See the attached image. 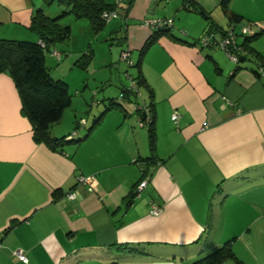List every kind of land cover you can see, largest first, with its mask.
<instances>
[{"label": "crops", "instance_id": "crops-1", "mask_svg": "<svg viewBox=\"0 0 264 264\" xmlns=\"http://www.w3.org/2000/svg\"><path fill=\"white\" fill-rule=\"evenodd\" d=\"M193 1L205 15L183 0H133L125 20L117 18L111 31L125 24L118 45L134 62L152 34L145 19L171 17L173 25L134 67L141 95L110 106L115 97L103 91L77 144L37 143L12 77L0 74V264H192L227 241L243 264H264V0H232L227 14L220 0ZM38 8L60 14L55 2L0 0V39L35 40ZM230 13L260 31L238 64L198 43L211 25L225 29ZM151 102L156 163L127 204L152 153L133 105ZM50 130L74 139L55 124ZM91 175V185L77 181ZM153 201L159 215L150 213Z\"/></svg>", "mask_w": 264, "mask_h": 264}, {"label": "trees", "instance_id": "trees-1", "mask_svg": "<svg viewBox=\"0 0 264 264\" xmlns=\"http://www.w3.org/2000/svg\"><path fill=\"white\" fill-rule=\"evenodd\" d=\"M48 3L55 2L60 7V14L51 17L43 11V9H36L31 17L29 30L34 34L35 40L26 39H0V74L9 73L12 77L21 100V113L29 120L33 127V139L37 143H43L52 150H61L62 147L69 143L77 144L80 139H67L66 136L54 137L51 135V127L57 124L64 111L72 104V96L69 92L68 83L62 79H54L46 66V53L54 48L58 43L64 42L71 35L72 29L69 25H62L60 19L67 15H72L75 19H85L89 22L92 30L95 33L102 31L107 24L106 18L103 16L105 12L116 11L118 18L125 20L126 14L133 3V0H46ZM232 0H220L219 5L221 10L227 14L229 13V5ZM184 6L194 12H202V8L193 0H183ZM229 15V23H239V18L234 14ZM165 18V17H162ZM124 23L119 26L113 33H120L124 28ZM170 27L152 29L151 36L147 39L140 50L138 59L133 62L131 66L137 67L140 70L143 55L147 49L157 41L161 35H170ZM214 31L222 33L224 29L215 28L211 25L209 28ZM260 31L256 32L249 39L245 40L243 45L248 50V55L251 54L249 42ZM116 34V44H119L124 39V34L118 38ZM42 43L44 45H42ZM121 54V53H120ZM93 53L89 51L84 56L87 59H92ZM248 55L240 58L244 59ZM239 60V61H240ZM238 61V62H239ZM238 62L236 64H238ZM259 67L264 65L259 64ZM259 71V68L258 70ZM260 73V72H259ZM135 84L140 85L144 83L141 73L136 78L132 79ZM126 89V88H125ZM125 89L122 93L125 92ZM132 93V92H130ZM129 92H125V98H129ZM134 102V100H133ZM121 101L115 98L109 100L110 106L121 105ZM139 105L138 103H134ZM147 109L146 117H143L142 110L135 109L137 117L143 121H148L147 132L149 138V147L151 155L141 161L140 165L143 170L142 178L150 174L151 166L156 163L154 161V104L153 102L143 105ZM77 122V121H76ZM79 125V121L77 122ZM81 126V125H80ZM148 174V175H147ZM143 180V179H142ZM141 182V181H140ZM136 191H132L126 203L130 204ZM231 257L235 259L236 264H243L237 260L232 252L230 242H225L221 247L212 251L201 259L194 261L192 264H219L222 260Z\"/></svg>", "mask_w": 264, "mask_h": 264}, {"label": "rangeland", "instance_id": "rangeland-1", "mask_svg": "<svg viewBox=\"0 0 264 264\" xmlns=\"http://www.w3.org/2000/svg\"><path fill=\"white\" fill-rule=\"evenodd\" d=\"M50 12L52 13L48 14L54 15L53 11ZM116 21L119 22V19L107 22L102 31L95 33L87 20L75 19L72 15L65 16L60 23L71 26L72 32L69 38L55 46L61 53V59L57 60L46 53L45 63L50 75L54 79L66 81L72 96V104L65 110L66 116L55 127L60 134L67 132L65 135L69 133L68 137L72 135L74 140L78 139L75 136L85 130L80 126V121L88 123L86 128L92 124V115L96 112L97 101L102 97L103 91L123 102L122 92L118 93L117 85L124 83L128 87L134 82L132 74L135 66L120 59L121 46L115 40L117 33L111 31ZM89 51L93 53L92 59L84 56ZM134 59L132 57L133 62ZM139 92L141 95L140 89ZM75 120L79 121V125Z\"/></svg>", "mask_w": 264, "mask_h": 264}, {"label": "built area", "instance_id": "built-area-1", "mask_svg": "<svg viewBox=\"0 0 264 264\" xmlns=\"http://www.w3.org/2000/svg\"><path fill=\"white\" fill-rule=\"evenodd\" d=\"M120 2V0H117ZM103 16L106 18V20L109 22L114 18H118V13L116 11L112 12H105ZM144 24L147 26H150L152 29L157 28H164V27H171L173 25V19L171 17H158V18H147L144 21ZM264 29V27H262ZM259 31V28L254 23H248V24H240V23H229L227 27L220 33L219 31H214L211 29L205 30L202 35L198 39V43L201 47H216L221 50H223L226 54V56L231 60L233 63H237L242 56L248 55L247 48L243 45L244 41L249 39L251 36H253L256 32ZM42 45H44L42 43ZM52 56H54L57 60L61 59V53L57 50H50L49 52ZM120 59L127 62L128 65H132L133 61L131 59L130 52L123 50L120 54ZM259 72L262 76H264V67H259ZM134 81V80H132ZM137 85L135 84V81L131 83L130 86H128L125 89V92H132L135 96H139V92L137 89ZM125 92L121 93L122 101H125ZM121 101V100H120ZM134 109L142 110L143 117H146L147 109L143 105H133ZM179 118V115L177 112H173L171 115V120L173 123H177ZM139 121L141 125L148 126V121H143L139 117ZM85 122L80 121V125H83ZM143 168L140 165V171H142ZM148 176L143 178L141 182L137 185L136 193L138 194L140 190H142L148 180ZM77 181L80 183H88L89 185L93 184L94 176H79L77 178ZM75 193H69V198H75ZM161 212L160 207L156 202L150 203V213L152 215H159ZM16 255L18 258L26 263L28 261L26 255L21 251L17 250Z\"/></svg>", "mask_w": 264, "mask_h": 264}, {"label": "water", "instance_id": "water-1", "mask_svg": "<svg viewBox=\"0 0 264 264\" xmlns=\"http://www.w3.org/2000/svg\"><path fill=\"white\" fill-rule=\"evenodd\" d=\"M201 14H202V15H205L203 11L201 12Z\"/></svg>", "mask_w": 264, "mask_h": 264}]
</instances>
